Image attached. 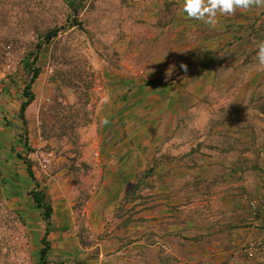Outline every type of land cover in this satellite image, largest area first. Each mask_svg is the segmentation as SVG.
Segmentation results:
<instances>
[{
    "label": "rangeland",
    "instance_id": "obj_1",
    "mask_svg": "<svg viewBox=\"0 0 264 264\" xmlns=\"http://www.w3.org/2000/svg\"><path fill=\"white\" fill-rule=\"evenodd\" d=\"M70 1L79 2L0 0V264H35L45 227L16 154L31 161L52 210L68 208L73 225L82 226L88 171L79 160L91 144L85 136L102 130L113 99L117 106L144 110L145 96L161 91L157 83H177L183 99L185 93L191 96L197 120L181 116L187 122L182 128L201 140L191 161L189 155L170 157L158 148L124 195L115 217L142 226L126 236L140 243L126 249L128 264H264V123L248 129V112L239 124L231 116L247 106L258 84L264 90V68L255 60L264 40V7L217 12V23L208 25L188 17L183 0H85L76 16ZM51 28L58 31L42 45L34 98L25 110L30 148L25 151L17 117L27 79L25 57ZM119 82L121 91L114 86ZM151 109L156 118L160 112L154 104ZM46 153L51 161L43 169ZM170 158L193 167L201 163L208 172L204 168L202 181L188 187L191 194L187 187L171 191L174 216L160 217L158 224L136 218V206L150 211L166 196L155 192L152 171ZM177 167L182 180L185 170L195 172ZM79 232L90 243L87 228Z\"/></svg>",
    "mask_w": 264,
    "mask_h": 264
},
{
    "label": "crops",
    "instance_id": "obj_2",
    "mask_svg": "<svg viewBox=\"0 0 264 264\" xmlns=\"http://www.w3.org/2000/svg\"><path fill=\"white\" fill-rule=\"evenodd\" d=\"M176 84L157 83L156 86H160L161 93H156L157 96L155 93L145 96L144 101L147 99L148 104L141 111L137 106L129 109L130 106H126L125 103H119L117 106V99L109 102V111L104 117L106 123L103 124L101 121L103 127L98 134L88 132L85 136L87 142L91 144L81 152L82 156L79 160L88 171L84 181L89 195L86 196L85 204L80 211L83 225L77 227L73 225L70 221L72 213L67 211L68 208L62 211L60 209L59 212L53 210V216L58 219L54 218L51 221L48 231L47 239L50 242V248L46 264H128L125 258L126 249L128 246L140 243L136 239L127 240L126 236L135 230L142 229V226L140 224L137 226V222L123 226L119 218L115 217V212L124 195L131 191L135 181L145 170L146 164L157 155L158 148L161 147V152H167L166 154L170 157H176L177 154L189 155L187 156L189 161L198 153L196 148L201 139L198 138V134H189V130L185 132L182 127L187 122L184 123L181 119V116H186V121H189L188 115L196 119L194 116L197 113L191 114V96L185 93L184 100L178 93ZM123 85V82L114 84L119 91L122 90ZM155 98L157 101L152 103L151 100ZM133 103V105L136 103L139 105L141 100ZM195 103H198L197 100ZM151 104H154L156 110L161 113L156 118H152ZM193 109L196 110L194 107ZM185 111L188 113L186 114ZM180 112L182 113L178 116ZM153 122V130L158 126L157 123H160L161 127L159 125L154 132L150 131L152 132L150 133L149 125ZM175 160L170 158L169 161L160 163L153 169L152 178L156 183L154 190L157 191L156 193L166 192V196H162L163 200L153 203L150 211L136 206V218H151L155 224H158L160 217L174 216L175 203L171 201V199L174 200V193L172 195L171 191L175 192L176 186L186 189L193 183L196 184L198 180L202 181L205 165L201 167V163H197L199 167H193L192 162H176ZM194 160H196L195 157ZM176 164L182 169L193 168L195 172L185 170V178L183 180L180 177L177 178ZM161 169L167 172L160 171ZM204 171L208 172L206 168ZM44 228L43 226V231ZM83 228H87L90 243L83 242L79 238V229L83 231Z\"/></svg>",
    "mask_w": 264,
    "mask_h": 264
},
{
    "label": "trees",
    "instance_id": "obj_3",
    "mask_svg": "<svg viewBox=\"0 0 264 264\" xmlns=\"http://www.w3.org/2000/svg\"><path fill=\"white\" fill-rule=\"evenodd\" d=\"M84 1L85 0H79L78 3L77 1L69 2V7L73 15L76 16L78 10L82 7V4ZM57 31H58L57 28H51V29H48L42 35H39L38 36L39 40L34 45V49L31 51V53H29L28 56L25 57L26 59L25 70L27 74V79L24 81L22 91H21L22 97L24 99L20 102L18 111H17V117L19 118L22 124V130H23L22 139L24 141L23 149L25 151H28L30 149L28 146L27 138H26L25 110L34 98L32 86L40 74V68L37 66L38 55L40 53L42 45L48 44L56 36ZM244 111L248 112L246 114V117L244 118V120H247V124L245 125L246 128L254 130L256 123L258 122L264 123V90L261 88V84H258L257 87H255V89L252 91L248 99L247 106L243 108H236L235 112L231 115L232 118H234L236 123L239 124L243 122L242 114L244 113ZM228 118L231 119L229 115H228ZM222 150L223 152H227V150L224 148ZM16 156L20 158L25 165L27 176L32 183V187L28 190V194L31 200L36 205V207L41 210L40 214H41L42 220L45 223L44 232L40 238L41 247L38 250V262L36 264H46L48 262L47 253L50 248V242L47 239V235H48V231L51 225V220H52V215H53L52 206L46 200L45 192L40 182L35 177L34 171L32 169L31 161L27 159L25 156H22L20 153H17ZM254 168H257V167L255 166ZM146 176L148 175L144 174L142 178H145ZM126 222L123 223V226L127 225Z\"/></svg>",
    "mask_w": 264,
    "mask_h": 264
},
{
    "label": "clouds",
    "instance_id": "obj_4",
    "mask_svg": "<svg viewBox=\"0 0 264 264\" xmlns=\"http://www.w3.org/2000/svg\"><path fill=\"white\" fill-rule=\"evenodd\" d=\"M252 6L264 7V0H183L182 11L191 19L203 21L208 25L217 23V12L232 14L236 9H248ZM255 60L258 68H264V40L256 46ZM187 71V66L181 64Z\"/></svg>",
    "mask_w": 264,
    "mask_h": 264
},
{
    "label": "built area",
    "instance_id": "obj_5",
    "mask_svg": "<svg viewBox=\"0 0 264 264\" xmlns=\"http://www.w3.org/2000/svg\"><path fill=\"white\" fill-rule=\"evenodd\" d=\"M50 161H51V153L44 154L42 159L43 169L47 168L50 165Z\"/></svg>",
    "mask_w": 264,
    "mask_h": 264
}]
</instances>
